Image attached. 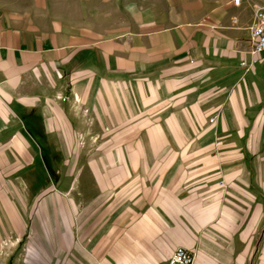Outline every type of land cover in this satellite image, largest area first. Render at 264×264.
<instances>
[{"label":"crops","instance_id":"crops-1","mask_svg":"<svg viewBox=\"0 0 264 264\" xmlns=\"http://www.w3.org/2000/svg\"><path fill=\"white\" fill-rule=\"evenodd\" d=\"M24 1L0 4V191L86 159L83 224L102 264H167L176 249L193 264H264V54L251 66L249 32L260 2L193 19L151 6L97 39L77 11L64 23L63 0L29 13L39 27L9 20L37 8Z\"/></svg>","mask_w":264,"mask_h":264},{"label":"rangeland","instance_id":"rangeland-1","mask_svg":"<svg viewBox=\"0 0 264 264\" xmlns=\"http://www.w3.org/2000/svg\"><path fill=\"white\" fill-rule=\"evenodd\" d=\"M32 1L37 8L27 11L28 8L19 7L23 10H13L15 14L8 13L7 18L24 28L39 27V17L29 13L38 10L43 0ZM63 1L67 7L61 11L60 18L63 17L65 24L71 22V17L77 11L81 29L89 30L95 38L102 39L116 34L122 26L130 28L135 20L132 15L137 10L159 5L193 19L228 0ZM258 1L259 7H264V0ZM4 2L13 5L25 3L24 0H0V4ZM56 2L52 0L50 3ZM0 17L5 18V12L1 11ZM85 150L87 145H83L82 151ZM73 162L71 157L64 160V174L61 176L33 177L37 184L32 186L31 191H0V201L3 198L11 205L14 201L17 203V207L9 209L2 207V204L0 206V264H102L98 255L100 249L95 247L100 240H94L88 234L86 224H83L91 210L87 206L91 196L87 186L94 181L85 168L86 159L79 161V169L73 170ZM12 179L5 178L7 183ZM38 188H43V191ZM7 211H11L17 219L14 225L8 222L10 214Z\"/></svg>","mask_w":264,"mask_h":264},{"label":"built area","instance_id":"built-area-1","mask_svg":"<svg viewBox=\"0 0 264 264\" xmlns=\"http://www.w3.org/2000/svg\"><path fill=\"white\" fill-rule=\"evenodd\" d=\"M240 2L241 0H233L235 6H238ZM249 32L252 43L251 54L256 56V59L251 63L253 66L259 62L261 55L264 54V7L256 9ZM167 264H193V255L183 249H176Z\"/></svg>","mask_w":264,"mask_h":264}]
</instances>
